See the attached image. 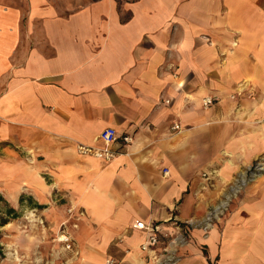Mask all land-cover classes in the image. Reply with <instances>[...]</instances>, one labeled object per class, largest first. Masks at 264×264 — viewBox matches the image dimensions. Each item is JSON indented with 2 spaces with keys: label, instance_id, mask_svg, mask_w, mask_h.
<instances>
[{
  "label": "crops",
  "instance_id": "obj_1",
  "mask_svg": "<svg viewBox=\"0 0 264 264\" xmlns=\"http://www.w3.org/2000/svg\"><path fill=\"white\" fill-rule=\"evenodd\" d=\"M255 160L264 0H0V195L65 264H155L137 221L171 264H264Z\"/></svg>",
  "mask_w": 264,
  "mask_h": 264
},
{
  "label": "rangeland",
  "instance_id": "obj_2",
  "mask_svg": "<svg viewBox=\"0 0 264 264\" xmlns=\"http://www.w3.org/2000/svg\"><path fill=\"white\" fill-rule=\"evenodd\" d=\"M250 167L252 169L253 164ZM237 179L233 183H237ZM232 192L233 197L237 193V189ZM24 213L25 217L21 214L16 218L9 219L5 224L0 226V244L3 246V256L0 257V264L67 263V255L64 254L61 246L67 251H72L75 248L73 241H70V248H67L64 242L58 241L57 237H59V234L64 233L60 229L56 230V234L49 236L38 234L37 231L39 229L37 228L36 221L33 222L31 210L23 211ZM8 216L5 213L4 203L0 201V217L5 218Z\"/></svg>",
  "mask_w": 264,
  "mask_h": 264
},
{
  "label": "built area",
  "instance_id": "obj_3",
  "mask_svg": "<svg viewBox=\"0 0 264 264\" xmlns=\"http://www.w3.org/2000/svg\"><path fill=\"white\" fill-rule=\"evenodd\" d=\"M215 97H210L206 96L202 98V103L204 105H210L215 101ZM177 125H174V128H176ZM119 138V135L116 131L115 128L113 127H106L103 130L100 131L98 134V139L101 141L103 144L102 146H97V145H84V144H78L77 149L80 153L83 154H91L94 155L98 158H101L103 160H110L116 155V151H114L111 147L110 144L114 141H116ZM123 139L125 142H129L131 140L130 136L125 135L123 136ZM261 170H264V162H261L260 160H256L253 163L252 171L253 175L257 174L256 172H260ZM212 215V212L209 213L208 219H210V216ZM136 227L145 229L147 231V238L145 239L144 242L141 243L140 248L144 251L151 252L153 253V259L155 264H171L173 261V257L171 253L166 251L167 254H161V256H156L155 254V245L158 243V237L156 234V227L152 226L150 224H146L143 221H137L135 223ZM206 226V224L204 225ZM64 239L61 241L65 243V246L67 248L71 247V239L70 237L66 234H62ZM184 237H180L178 239V236L175 237L174 239L171 240V244H178V241H184ZM111 261L108 260V263Z\"/></svg>",
  "mask_w": 264,
  "mask_h": 264
},
{
  "label": "trees",
  "instance_id": "obj_4",
  "mask_svg": "<svg viewBox=\"0 0 264 264\" xmlns=\"http://www.w3.org/2000/svg\"><path fill=\"white\" fill-rule=\"evenodd\" d=\"M0 201L4 203L5 206V213H7L8 217H0V226L5 224L9 219L16 218L19 215H21L20 211L10 205L1 195H0ZM1 238V235H0ZM3 256V246L0 244V257Z\"/></svg>",
  "mask_w": 264,
  "mask_h": 264
},
{
  "label": "bare ground",
  "instance_id": "obj_5",
  "mask_svg": "<svg viewBox=\"0 0 264 264\" xmlns=\"http://www.w3.org/2000/svg\"><path fill=\"white\" fill-rule=\"evenodd\" d=\"M57 239H58L59 241H61L62 239H64V237H63L62 234H59V237H57Z\"/></svg>",
  "mask_w": 264,
  "mask_h": 264
}]
</instances>
